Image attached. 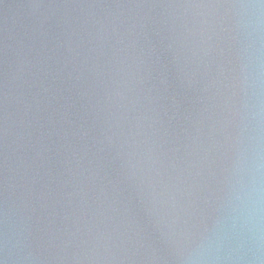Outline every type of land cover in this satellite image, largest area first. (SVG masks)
Here are the masks:
<instances>
[{"label":"water","instance_id":"95a60500","mask_svg":"<svg viewBox=\"0 0 264 264\" xmlns=\"http://www.w3.org/2000/svg\"><path fill=\"white\" fill-rule=\"evenodd\" d=\"M257 162L264 0H0V264H264Z\"/></svg>","mask_w":264,"mask_h":264},{"label":"clouds","instance_id":"9594fccd","mask_svg":"<svg viewBox=\"0 0 264 264\" xmlns=\"http://www.w3.org/2000/svg\"><path fill=\"white\" fill-rule=\"evenodd\" d=\"M262 165L257 162L254 166L253 179L246 187H242L239 194L241 215L253 226L258 227L264 220V182L259 179Z\"/></svg>","mask_w":264,"mask_h":264}]
</instances>
